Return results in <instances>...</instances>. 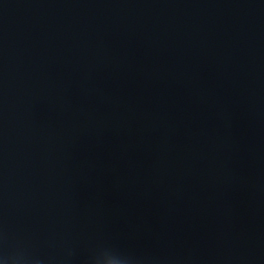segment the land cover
<instances>
[{
    "label": "water",
    "instance_id": "water-1",
    "mask_svg": "<svg viewBox=\"0 0 264 264\" xmlns=\"http://www.w3.org/2000/svg\"><path fill=\"white\" fill-rule=\"evenodd\" d=\"M214 1L217 3L220 0ZM254 11H264V4L246 5L223 13L216 21L197 22L196 18L187 15L185 21L196 24L189 31L177 33L168 45L160 46L158 42L157 52L147 59L148 62L122 49H115L77 64L74 63L87 47L80 42V36L84 34L80 30L73 32L74 27L68 24L62 26L63 32L59 34L50 30L39 31L31 24H23L20 13L12 10L2 13L0 20L12 24L3 33L17 54L0 56V67L6 72L29 69L31 77L38 73L49 74L55 80L52 89L58 92L57 96L73 95L79 108L85 99L90 103L87 118L79 117L77 125L71 128L73 138L67 128L60 125L62 119L69 120L70 117L60 111V117L63 118L55 129V137L50 139V145H56L57 150L40 138L31 150H25L27 152L24 151L20 157L31 164L40 161L42 168L44 165L50 167L57 164V168L62 170L67 164L64 150L77 138V146L88 155L104 151L114 157L125 158L140 186L144 187L148 179L155 176L153 163L156 157L166 156L174 147L185 144L190 139H186L187 136L216 130L218 135H228L229 140L233 135L238 137L239 134L231 128L238 118L235 119V113L229 117L228 106L222 104L225 92L222 91L219 96L203 92L199 85L224 89L225 82L230 78L237 81L236 76L243 77L242 82L248 84L252 77L243 71V65L248 61L246 55L256 52V48L252 47L253 41H250L252 46H248L245 54L232 62L224 76L207 77L208 81L200 75L197 63L188 60L186 52L198 53L195 48L199 44L212 51H207L208 54H225V47L232 41L236 30L252 18ZM206 25L210 28L204 34L185 44L192 31L198 29L203 33ZM18 33H21V37L14 36ZM6 41L1 40L0 43ZM68 49H72V53H67ZM27 50L31 53H26ZM36 115L44 116L41 111H37ZM24 123L25 127L37 129L35 122L25 120ZM7 125L12 129L8 118L0 116V130ZM25 127L19 124L21 130H27ZM11 129L3 133L4 139L0 137V142L8 150L18 148L23 151L22 139L13 134L18 130L12 132ZM15 162L17 165L24 163L20 159ZM131 162L134 164L130 165ZM169 193V187L164 186L159 194H149L146 198L151 200L158 197L164 201ZM183 197V212L179 213L181 223L189 218L190 212L195 217L199 205L198 190L192 183L186 186ZM154 207H159L158 203Z\"/></svg>",
    "mask_w": 264,
    "mask_h": 264
},
{
    "label": "clouds",
    "instance_id": "clouds-1",
    "mask_svg": "<svg viewBox=\"0 0 264 264\" xmlns=\"http://www.w3.org/2000/svg\"><path fill=\"white\" fill-rule=\"evenodd\" d=\"M0 264H2V262H0Z\"/></svg>",
    "mask_w": 264,
    "mask_h": 264
}]
</instances>
